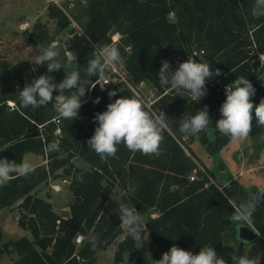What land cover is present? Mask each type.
Masks as SVG:
<instances>
[{
	"label": "trees",
	"instance_id": "16d2710c",
	"mask_svg": "<svg viewBox=\"0 0 264 264\" xmlns=\"http://www.w3.org/2000/svg\"><path fill=\"white\" fill-rule=\"evenodd\" d=\"M78 3L84 7L86 16L81 22L82 33H75L66 44L77 56L82 79L89 80L90 84L96 81L97 77L86 75L94 45L110 43L111 34L118 33L120 42L116 46L128 82L133 87L145 82L161 94L149 106L143 103L150 113L163 112L167 127L162 132L157 153L131 151L121 143L114 155L102 158L87 143L96 124L93 116L110 102L109 89H117V95H135L126 82L117 81L104 91L96 85L88 90L86 85L85 102L78 117L67 120L59 117L51 103L23 107L19 91L41 74H48L59 82L68 69L62 67L49 73L46 63L36 65L35 59L21 60L14 65L0 61V157L19 163L26 153H33L47 160L27 175L13 174L8 183L0 186V208L20 200L18 225L33 238L9 240L0 247V257L3 252H16L20 258L13 264H94L97 251L105 250L123 231L119 219L121 203L137 206L139 212L151 209L157 213L148 219L146 229L154 246V259L148 261L137 255L136 240L128 233L118 243L116 262L127 251L135 264H156L155 260L173 244L195 252L204 244H211L221 256L223 232L229 226L235 230L241 225L230 219L241 204L233 200L227 185L219 189L201 172L197 179L189 180L195 163L181 145L185 133L179 131V125L185 115L205 105L209 117L219 109L226 98L217 90L219 83L226 85L244 75L254 87L258 85L256 78L264 72V62L257 57L258 53L264 54V17L251 14L253 0H79ZM47 9L58 31L63 30L69 23L68 18L55 4H48ZM223 22L229 26L227 30L222 28ZM36 28L38 42L44 43L47 34L42 28ZM33 35L29 36L30 41ZM127 46L128 52L124 50ZM200 50L203 53H193ZM173 53L181 62L193 57L211 64L213 72L220 70V75L207 79V95L199 102L160 83L161 62ZM97 96L101 99L94 104L92 101ZM261 98L264 93L251 97L254 105ZM8 100L14 102L12 107L7 104ZM252 123V132L264 134V126L256 123L254 112ZM201 137L210 153L219 151L231 139L221 134L215 124L212 141ZM57 139L60 140L58 149L49 151V144ZM75 158L87 162L89 168L80 170L73 161ZM60 169H63L60 176L70 177L68 187L73 198L68 218L61 217L50 202L32 192ZM127 184L133 191L123 197L117 212L108 211L105 205L109 197L117 187L125 188ZM248 221L264 238V201L257 205ZM79 235L82 240L76 243Z\"/></svg>",
	"mask_w": 264,
	"mask_h": 264
},
{
	"label": "clouds",
	"instance_id": "9594fccd",
	"mask_svg": "<svg viewBox=\"0 0 264 264\" xmlns=\"http://www.w3.org/2000/svg\"><path fill=\"white\" fill-rule=\"evenodd\" d=\"M251 14L256 18L264 17V0H253ZM95 51L89 59L86 75L97 77L95 84L101 89L107 84L105 69L110 65L123 62L119 48L114 43L94 45ZM60 52L55 41L47 44L42 52L35 56L34 63H46L49 73L59 71L62 67L68 69L65 77L56 82L48 74H41L26 83L19 91V102L23 107H40L54 104L59 117L72 120L78 117L79 110L85 102L86 85L90 90L95 84L82 79L81 71L77 65V56L74 52L65 53L64 62L61 63ZM213 75H220V70L213 72L211 64L198 61L193 57L179 62L172 67L164 59L158 72L162 85L175 90L177 94L184 95L192 101L199 102L207 95L206 81ZM225 99L219 107L220 117L215 126L219 132L233 140L247 138L253 127V112L258 125L264 126V98L254 105L251 99L256 89L247 76L240 75L224 86ZM117 89H109L107 95L110 102L103 111H97L93 120L96 122L94 132L87 140L90 147L102 158L112 156L117 151V145L123 143L131 151L154 153L162 140V132L167 127V117L163 112L150 113L139 96L117 95ZM119 91L122 92L121 89ZM55 93V94H54ZM116 97L115 99H111ZM101 97L93 99L99 103ZM208 106L185 115L179 125V131L185 134H194L206 130L210 124ZM60 140L49 144L48 150H56ZM35 165L29 160L22 159L19 163L0 157V186L8 183L13 174L27 175L33 171ZM227 196V193H225ZM264 201V187L250 195L233 212L230 219L242 224L251 218L257 205ZM119 219L128 230L129 235L137 241H144V218L134 206L126 203L119 205ZM234 264H255L249 255L239 254L232 256ZM156 264H226L225 259L218 255L216 248L211 244H204L198 252L173 244L165 251L161 258L155 260Z\"/></svg>",
	"mask_w": 264,
	"mask_h": 264
},
{
	"label": "rangeland",
	"instance_id": "374dc122",
	"mask_svg": "<svg viewBox=\"0 0 264 264\" xmlns=\"http://www.w3.org/2000/svg\"><path fill=\"white\" fill-rule=\"evenodd\" d=\"M60 2L65 7L68 6L67 4L69 3H72V5L68 8L69 14L71 15V19L68 18V25H66L63 30L58 31V27L56 26L55 21L49 17L47 9L48 4H55L54 0H0V61L9 65H14L21 60H33L39 52L43 51L47 44L55 41L58 46V51L60 52L59 59L61 63H63L65 53L70 51L67 49L66 44V41L70 38L69 34H73L76 29L82 28L81 22L86 19V16L84 15V7L78 3L79 0H61ZM172 16L173 14H170V17ZM31 20L34 21L31 22ZM26 21L30 22L27 23ZM73 24H76L75 28L73 27ZM36 26L42 28L43 32L47 34L44 43H39L36 38V31L38 30L37 28L35 29ZM222 28L227 30L229 26L223 22ZM31 35H33L32 37H34V39H31L30 41L29 36ZM116 35V32L111 34V42L112 37ZM257 57L259 60H262L261 62H264V57H261L259 54H257ZM178 58L179 56L174 53L168 58L173 68L179 64L180 61ZM116 69L123 76H126L124 68L120 67L119 64L118 66L116 65ZM256 82H258V85L255 86V95L262 96L264 93V72L256 78ZM133 88L136 90L134 91L132 89L135 95L137 96L138 94V96L146 102L154 100L157 96L156 91L145 82L144 84H140L138 87ZM151 93H153L154 96L151 95ZM219 117L220 112L219 109H217V111L210 117L211 123L208 128L203 132L185 134L181 145L184 147L185 151L193 153L200 163L211 170L212 174H218L220 172V165L224 163L228 166L232 164L236 170L241 169L242 171L238 178V182L246 187L245 192H247V198L251 194V190L253 191L255 188L250 185H257L258 188L264 187L262 186L264 185V167H260V165H264V157H261L262 153H260L261 151L264 152V134L252 132L251 130L247 138L236 140L231 139L219 151L210 153L204 145L201 136H204L209 141L214 139V124ZM202 133H204V135ZM157 152L158 150L154 153ZM235 153H239L241 157L237 159ZM24 159L29 160L35 166L36 164L45 165L47 163V160L42 156L33 153H30V155L26 156ZM192 160L195 163V160ZM73 161L82 171L89 168V164L82 159L75 158ZM248 167H250L249 170H247ZM62 171L63 169H60L54 174H51L46 181L39 184L32 191L38 197L50 202L56 211L57 208L69 209V204L73 198L68 187L70 177L60 176ZM57 174H59V177L56 176ZM220 175L222 176L223 174ZM225 179L226 177L224 174L222 176V181ZM217 184H219V186L222 185L218 182ZM254 190H256V188ZM132 191L133 188L130 184H127L125 188L117 187L106 202V209L111 212H117L118 205L123 197H126L127 194ZM225 197L227 196L225 195ZM19 202L20 200L10 206V208L7 207L0 209V247H3V245L9 240H15L21 235H26L28 238H31V240L33 239L30 232L18 225L17 219L20 216V208L17 205ZM151 211V209H147L146 212L138 211V213L144 218L145 225L150 217L157 215L156 212ZM246 222L247 224H250L248 220ZM122 228L123 231L105 250L97 251L94 264H135V260L131 259L130 254L127 251L123 253L120 261H115V253L118 243L128 234V230L123 225ZM146 229L147 228L144 227L145 233L143 237L147 239L142 242L136 240L134 251L137 255L142 256L146 260L153 261L154 246L150 234ZM234 237L236 238L232 226L227 227L223 232L221 253L226 264H234V261H232L231 258L232 256L239 254L249 255L255 264H261L262 260H264V238L259 236L258 239L245 243L243 247H240L239 240H236ZM75 242L77 243V239H75ZM19 258L20 255L16 252H13L12 254L3 252L0 257V264H13L19 260Z\"/></svg>",
	"mask_w": 264,
	"mask_h": 264
},
{
	"label": "built area",
	"instance_id": "2783aa9c",
	"mask_svg": "<svg viewBox=\"0 0 264 264\" xmlns=\"http://www.w3.org/2000/svg\"><path fill=\"white\" fill-rule=\"evenodd\" d=\"M61 0H54V2H55V4L57 5V7L58 8H60V10L64 13V15L67 17V18H69V19H71V15L69 14V11H68V8H70V6L72 5V3H69V4H67L68 6H63V4H61V2H60ZM75 26H76V24H73V27L75 28ZM75 33H78V34H81L82 33V29H76L75 31H74V33L73 34H69L70 35V37H72ZM119 34L117 33V35L116 36H113L112 37V42H110V43H114V44H117V43H119L120 41V39H119ZM124 50L125 51H129V47L127 46V47H124ZM201 53H203V50H200L199 52H197V51H195V54H201ZM259 55H261V57H264V54H261V53H258ZM264 59V58H263ZM168 60V59H167ZM178 60L181 62V59L180 58H178ZM169 61V60H168ZM262 60H260V62H261ZM264 61V60H263ZM170 62V61H169ZM116 65L118 66V64H113V65H110L108 68H106L105 69V80H104V82H106L107 84H105L104 85V89L102 90L101 89V86L99 85V84H95V82L93 83V84H95L97 87H98V89H100L101 91H104L109 85H111V84H113V83H115V82H117V81H124V82H126L127 84H128V86L130 87V89L132 90H134V88H133V86L128 82V80H127V76H123L117 69H116ZM119 66L120 67H123V63H119ZM124 68V67H123ZM125 70V69H124ZM125 72H126V70H125ZM127 73V72H126ZM140 84H144V82H141ZM139 84V85H140ZM224 84L222 85V84H220L219 83V88H217V90L218 91H220V92H222L223 94H225V88H224ZM155 90V89H154ZM134 91H136V90H134ZM156 91V90H155ZM151 95H153V93H151ZM156 97L154 98V100H151V101H144L143 99H142V101L147 105V106H149L153 101H155L158 97H160V95H158L157 94V91H156ZM137 96H138V94H137ZM154 96V95H153ZM152 96V97H153ZM141 98V97H140ZM8 102V104L12 107L13 105H14V102L13 101H10V100H8L7 101ZM57 132H58V129H57ZM199 172H201L202 174H204V175H206L210 180H211V178H210V176H209V174H208V172L200 165V164H198L197 162H195V166L192 168V170L190 171V173H189V175H188V178H189V180H195V179H197L198 178V173ZM76 239H77V243L78 242H81V240H82V238H81V236L79 235V236H77L76 237Z\"/></svg>",
	"mask_w": 264,
	"mask_h": 264
},
{
	"label": "crops",
	"instance_id": "0c3cea01",
	"mask_svg": "<svg viewBox=\"0 0 264 264\" xmlns=\"http://www.w3.org/2000/svg\"><path fill=\"white\" fill-rule=\"evenodd\" d=\"M27 20H29V19H27ZM35 20V19H34ZM34 20H31V22L32 21H34ZM22 22V21H21ZM21 22H20V24H21ZM27 23L28 22H30V21H26ZM15 34V33H14ZM231 140V139H230ZM229 140V141H230ZM260 145H262V144H260ZM225 146V145H224ZM184 148V147H183ZM223 148V147H222ZM263 148V147H262ZM187 152V151H186ZM191 153V152H190ZM189 152H187V154L192 158V159H194L195 160V162H197L198 164H200L207 172H208V174H209V176H210V178H211V180L210 181H212L213 183H215L216 185H218L219 186V184H217V182L218 183H221L222 184V186L223 185H227V188H228V190L230 191V194H231V196L234 198L233 200L235 201V200H238V202L241 204V203H243L245 200H246V193L247 192H245V190H246V187L245 186H242L241 185V183H239L238 182V178L240 177V174H241V169H239V170H236L235 169V167L232 165V164H230L229 166H230V168H229V166L228 165H226L225 163L224 164H222V165H220V167H219V170H220V172L218 173V174H212L211 173V170L209 169V168H207L205 165H203L202 163H200L198 160H197V158L193 155V153H191L190 154ZM260 153H262L261 154V157H264V152L263 151H261ZM28 155H30V153H26L25 155H24V158L26 157V156H28ZM235 156H236V158L237 159H239L240 157H241V155L239 154V153H235ZM23 158V159H24ZM38 164H36V166H37ZM260 167H264V165H260ZM254 168V167H253ZM235 169V170H234ZM250 169V167H248V169L247 170H249ZM220 174H225V177H226V179L225 180H223L222 181V176L220 175ZM237 186H239V188L237 187ZM250 186H252V187H255L256 188V190H254L253 189V191L251 190V193L253 192H255V191H257L259 188H258V186L257 185H250ZM262 186H264V185H262ZM219 189H221V185L219 186ZM239 189H242V193L240 192V190ZM243 190H244V192H243ZM237 193H239V194H237ZM225 195V194H224ZM230 201V203L231 204H233V206L235 207V203H234V201H232L230 198H228ZM7 208V207H6ZM10 208V207H9ZM0 209H4V208H0ZM157 216V215H156ZM155 217V216H154ZM232 228L234 229V226H232ZM26 230V229H25ZM28 231V230H27ZM29 232V231H28ZM20 237H26V238H28L26 235L24 236V235H21ZM20 237H17L16 239H18V238H20ZM82 237V236H81ZM28 239H30L31 240V238H28ZM122 241V240H121ZM13 252H10V253H8V254H12Z\"/></svg>",
	"mask_w": 264,
	"mask_h": 264
},
{
	"label": "water",
	"instance_id": "95a60500",
	"mask_svg": "<svg viewBox=\"0 0 264 264\" xmlns=\"http://www.w3.org/2000/svg\"><path fill=\"white\" fill-rule=\"evenodd\" d=\"M135 208L138 210L137 206H135ZM57 212L63 218H68L70 216V210L66 208H57ZM145 227L148 228V224H146ZM234 235L236 236V238H234L239 240L240 247H243L245 243L254 241L257 236H260L250 224L239 225L237 228H235Z\"/></svg>",
	"mask_w": 264,
	"mask_h": 264
},
{
	"label": "flooded vegetation",
	"instance_id": "af4514ba",
	"mask_svg": "<svg viewBox=\"0 0 264 264\" xmlns=\"http://www.w3.org/2000/svg\"><path fill=\"white\" fill-rule=\"evenodd\" d=\"M253 193V192H252Z\"/></svg>",
	"mask_w": 264,
	"mask_h": 264
}]
</instances>
